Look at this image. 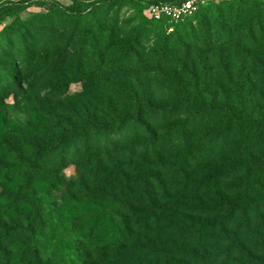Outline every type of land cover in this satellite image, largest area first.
<instances>
[{
	"label": "rangeland",
	"instance_id": "1",
	"mask_svg": "<svg viewBox=\"0 0 264 264\" xmlns=\"http://www.w3.org/2000/svg\"><path fill=\"white\" fill-rule=\"evenodd\" d=\"M72 4L80 19L57 14ZM149 6L0 0V225L23 229L30 190L47 196L29 234L0 227V264L33 240L51 264H84L78 243L54 242L83 244L109 204L92 184L115 181L136 238L95 264H264V0H212L178 21ZM150 207L165 227L141 228Z\"/></svg>",
	"mask_w": 264,
	"mask_h": 264
},
{
	"label": "trees",
	"instance_id": "2",
	"mask_svg": "<svg viewBox=\"0 0 264 264\" xmlns=\"http://www.w3.org/2000/svg\"><path fill=\"white\" fill-rule=\"evenodd\" d=\"M180 0H148L149 4H156L159 2H168V3H176ZM207 1L203 4H206ZM203 4H200L198 7H201ZM197 7V8H198ZM73 14L77 19L81 18L82 10H80L79 6L76 4H72L69 7L60 8L57 11V14L62 16H67L68 14ZM96 18V16H92ZM77 27V24H75ZM11 80L13 78L11 77ZM95 129L105 128L103 125L92 123ZM106 129V128H105ZM80 137V136H79ZM146 143V140L142 142L140 145L143 147ZM62 147H65V143H62ZM38 157L36 154L34 159L30 161V166L38 171V167L35 166L34 160ZM96 174L93 175L95 178ZM103 189H100L95 182L92 184V195L95 200L100 203L104 204L107 203L105 208L102 210L93 212V221H92V229L87 234L86 240L81 244L77 236H68L64 234L60 236L54 242V247L60 243H63L62 240L67 241L70 245V241L72 245L74 243H78L77 248L81 250L82 253L85 254L86 262L84 264H95L94 252H98L101 254V260H115L118 259L121 255V251L123 250L124 244L127 243L132 237H135V233H133L130 229V219L132 218V212L130 210V206L127 203L120 202L118 196L121 195V188L122 183L115 181L111 183H104ZM124 189V188H123ZM11 191H14L12 194V199L14 202H18L21 199L19 188H13ZM32 199V210L28 214H24V219L27 222V225L22 229L19 228L17 225H5L2 224L0 227L4 230L5 236L10 234H29L31 232V224L35 223L42 212V203H44L43 197H47L40 192L35 190H30ZM24 197H22L23 199ZM94 205V204H93ZM96 208V206H92V209ZM168 211L165 208H153L150 207L148 209L140 210L139 216L140 218L137 220L140 223L142 229H151L153 226H164V222L166 221V215ZM169 215V213H168ZM136 216V212H135ZM139 226V227H140ZM57 228V227H56ZM54 227V232L58 231ZM22 230V231H20ZM22 232V233H21ZM144 232V231H143ZM126 235V236H125ZM139 236V233L137 234ZM73 239V240H72ZM84 239V238H82ZM119 239V240H118ZM55 249V248H54ZM76 251V250H73ZM86 251V252H84ZM5 254V250L3 247L0 248V256ZM42 252L40 251V244L38 241L33 240V243L30 245V248L25 249L16 262L13 264H51V258L44 257L41 258ZM4 263H9L7 256L3 258ZM12 263V262H11ZM9 263V264H11ZM77 263V262H76ZM64 264H73V256L70 255L65 261Z\"/></svg>",
	"mask_w": 264,
	"mask_h": 264
},
{
	"label": "built area",
	"instance_id": "3",
	"mask_svg": "<svg viewBox=\"0 0 264 264\" xmlns=\"http://www.w3.org/2000/svg\"><path fill=\"white\" fill-rule=\"evenodd\" d=\"M210 0H180L176 3L159 2L149 6V12L156 18L165 17L178 21L183 16L192 13L200 4Z\"/></svg>",
	"mask_w": 264,
	"mask_h": 264
}]
</instances>
